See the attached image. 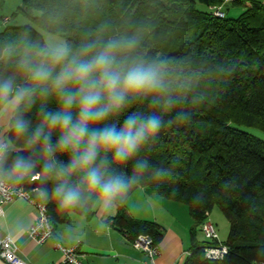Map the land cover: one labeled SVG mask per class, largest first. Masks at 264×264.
Instances as JSON below:
<instances>
[{
	"label": "trees",
	"instance_id": "trees-1",
	"mask_svg": "<svg viewBox=\"0 0 264 264\" xmlns=\"http://www.w3.org/2000/svg\"><path fill=\"white\" fill-rule=\"evenodd\" d=\"M5 1L0 0V8ZM225 1L23 0L19 8L41 30L61 35L73 47L89 39L135 35L143 56L168 60L174 94L182 98L179 107L194 119L187 126L169 128L155 148L142 154L163 165L166 174L159 179L146 174L106 220L132 241L150 234L160 243L161 226L135 218L126 204L129 197L147 186L187 204L194 225L185 264H257L255 250L264 245V140L241 128L264 132V2L232 0L244 9L237 17H227ZM217 7L223 16L215 14ZM3 20L0 15V49L23 34L45 42L36 27L8 26ZM9 64L5 59L0 69L11 71ZM12 142L23 148L22 139L12 136ZM127 170L131 172V164ZM15 186L46 204L54 229L72 212L88 217L94 213L91 206L62 210L53 200L39 197L36 189L52 187L43 178ZM216 204L229 221L228 237L224 242L198 240ZM220 243L228 247L223 257H206L205 248Z\"/></svg>",
	"mask_w": 264,
	"mask_h": 264
},
{
	"label": "clouds",
	"instance_id": "clouds-1",
	"mask_svg": "<svg viewBox=\"0 0 264 264\" xmlns=\"http://www.w3.org/2000/svg\"><path fill=\"white\" fill-rule=\"evenodd\" d=\"M5 59L11 71L0 69V122L11 135H0V186L43 178L52 187L37 194L62 210L115 214L146 174L159 179L167 172L142 154L169 128L194 119L179 107L168 60L143 56L135 35L73 47L23 34L0 49V64ZM255 259L264 264V245Z\"/></svg>",
	"mask_w": 264,
	"mask_h": 264
},
{
	"label": "crops",
	"instance_id": "crops-1",
	"mask_svg": "<svg viewBox=\"0 0 264 264\" xmlns=\"http://www.w3.org/2000/svg\"><path fill=\"white\" fill-rule=\"evenodd\" d=\"M0 124L7 129L3 122ZM126 204L135 218L154 221L161 226L163 237L157 264H185L194 225L187 204L164 197L147 186L139 187ZM93 209L90 217L70 213L67 222L55 227L52 238L38 243L28 234L37 210L28 200L16 198L5 205L0 217V235H12L19 255L32 264H64L63 252L55 246L56 241L65 246L78 243L79 256L85 264H146V254L133 245L127 234L112 221L108 222V216ZM197 239L202 240L198 236ZM0 264L7 263L0 259Z\"/></svg>",
	"mask_w": 264,
	"mask_h": 264
},
{
	"label": "built area",
	"instance_id": "built-area-1",
	"mask_svg": "<svg viewBox=\"0 0 264 264\" xmlns=\"http://www.w3.org/2000/svg\"><path fill=\"white\" fill-rule=\"evenodd\" d=\"M216 15L223 16L224 12L221 7H217ZM8 18H4L6 22ZM0 135L2 133L0 132ZM16 198H24L31 202L37 210V215L34 221L28 228V234L38 243H43L54 236V226L50 221L47 206L44 202L36 200L29 191L21 186L5 185L0 186V217L5 212V205ZM202 232L204 237L208 240L218 239L217 229L209 219L202 225ZM133 245L144 252L147 256L146 264H157V258L161 254L160 244L156 243L154 237L150 234H139L133 241ZM55 246L59 248L64 255V264H85L79 256V244L65 246L60 241L55 242ZM19 247L15 238L6 234L0 235V259L7 264H32L31 262L22 258L18 253ZM228 247L222 243L217 246H208L205 248L206 257L210 259H219L227 252Z\"/></svg>",
	"mask_w": 264,
	"mask_h": 264
},
{
	"label": "rangeland",
	"instance_id": "rangeland-1",
	"mask_svg": "<svg viewBox=\"0 0 264 264\" xmlns=\"http://www.w3.org/2000/svg\"><path fill=\"white\" fill-rule=\"evenodd\" d=\"M248 2V1H246ZM232 0H226L225 1V12L227 17H237L244 9V6H238V5H232ZM23 6V0H6L3 7L0 8V15L3 17V19L6 17L8 18V21L4 23V25L8 26H15V25H32L39 29L41 33L44 36L45 41L48 40H65L61 35H58L56 33H52L49 31L41 30L31 19L26 17L21 11H19V8ZM200 7H203L200 5ZM39 11L35 12V15H39ZM4 21V20H3ZM4 126L0 124V132L3 136L7 137V129L4 130ZM242 129L250 132L251 134L255 135L256 137H259L264 140V132L261 131L258 128L246 126H241ZM150 188V187H149ZM157 208V207H156ZM210 221L214 223L217 233H218V239L221 242L226 241L230 224L225 216L223 210L219 206V204H216L213 209L210 212ZM198 238L204 239V234L201 230L198 231Z\"/></svg>",
	"mask_w": 264,
	"mask_h": 264
}]
</instances>
